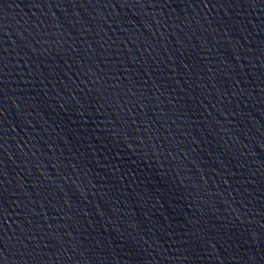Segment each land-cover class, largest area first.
<instances>
[{
    "label": "water",
    "instance_id": "1",
    "mask_svg": "<svg viewBox=\"0 0 264 264\" xmlns=\"http://www.w3.org/2000/svg\"><path fill=\"white\" fill-rule=\"evenodd\" d=\"M0 89V264H264V0H0Z\"/></svg>",
    "mask_w": 264,
    "mask_h": 264
},
{
    "label": "snow or ice",
    "instance_id": "2",
    "mask_svg": "<svg viewBox=\"0 0 264 264\" xmlns=\"http://www.w3.org/2000/svg\"><path fill=\"white\" fill-rule=\"evenodd\" d=\"M58 6V5H57ZM0 92H2V89H0ZM0 115H2V110H0ZM3 174V170L2 169H0V175H2Z\"/></svg>",
    "mask_w": 264,
    "mask_h": 264
}]
</instances>
